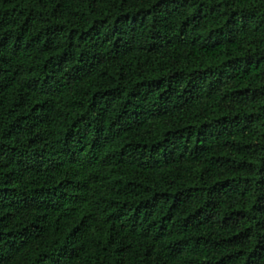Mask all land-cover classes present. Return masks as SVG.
<instances>
[{
  "label": "trees",
  "instance_id": "obj_1",
  "mask_svg": "<svg viewBox=\"0 0 264 264\" xmlns=\"http://www.w3.org/2000/svg\"><path fill=\"white\" fill-rule=\"evenodd\" d=\"M0 264H264V0H0Z\"/></svg>",
  "mask_w": 264,
  "mask_h": 264
}]
</instances>
